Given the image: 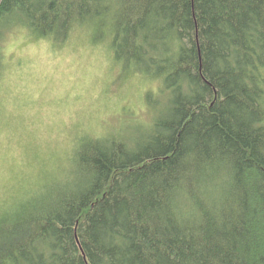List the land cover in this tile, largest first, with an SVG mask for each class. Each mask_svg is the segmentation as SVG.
Wrapping results in <instances>:
<instances>
[{
	"label": "trees",
	"instance_id": "obj_1",
	"mask_svg": "<svg viewBox=\"0 0 264 264\" xmlns=\"http://www.w3.org/2000/svg\"><path fill=\"white\" fill-rule=\"evenodd\" d=\"M82 29L149 118L79 139L0 217V264H264V0H1L0 81L11 35Z\"/></svg>",
	"mask_w": 264,
	"mask_h": 264
},
{
	"label": "rangeland",
	"instance_id": "obj_2",
	"mask_svg": "<svg viewBox=\"0 0 264 264\" xmlns=\"http://www.w3.org/2000/svg\"><path fill=\"white\" fill-rule=\"evenodd\" d=\"M4 57L1 218L22 197L31 198L52 177H61L82 137L108 136L145 124L146 93L155 87L136 76L122 78V67L108 45L93 43L83 29L62 46L16 32L5 43Z\"/></svg>",
	"mask_w": 264,
	"mask_h": 264
},
{
	"label": "water",
	"instance_id": "obj_3",
	"mask_svg": "<svg viewBox=\"0 0 264 264\" xmlns=\"http://www.w3.org/2000/svg\"><path fill=\"white\" fill-rule=\"evenodd\" d=\"M0 4H1V0H0Z\"/></svg>",
	"mask_w": 264,
	"mask_h": 264
}]
</instances>
